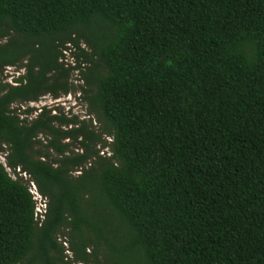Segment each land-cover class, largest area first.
I'll list each match as a JSON object with an SVG mask.
<instances>
[{"label": "trees", "instance_id": "16d2710c", "mask_svg": "<svg viewBox=\"0 0 264 264\" xmlns=\"http://www.w3.org/2000/svg\"><path fill=\"white\" fill-rule=\"evenodd\" d=\"M12 66L0 264H101L103 247L107 264H264V0H0ZM78 91L107 153L58 107H15Z\"/></svg>", "mask_w": 264, "mask_h": 264}, {"label": "rangeland", "instance_id": "374dc122", "mask_svg": "<svg viewBox=\"0 0 264 264\" xmlns=\"http://www.w3.org/2000/svg\"><path fill=\"white\" fill-rule=\"evenodd\" d=\"M73 56L74 55L70 53V50H68L66 52V57L64 61L66 63H69L70 61L73 60ZM25 62L26 61H24V63ZM25 73H26V69L23 66H12V67H8L5 70L4 74L0 75V79L4 80V82L14 83L16 78L24 75ZM72 80L75 84L79 83L76 73L73 74ZM78 95H79V91L77 93L73 92L71 95L61 96L59 99H54L51 95H48L46 97L41 98V100L38 102H35V103L33 102L30 104H23V106H21V104H17L15 107L20 106L22 110H25L28 107H34L38 109V112L40 111V108L44 105L52 106L55 108L58 107L60 108V111L59 110L57 111L61 115H64L68 118L77 117L79 122H81V120H84L85 126L88 130L95 131L96 133L101 134L102 141L98 142V148H100L102 152L107 153L108 144L106 142L107 141L110 142L111 140V137L108 135L109 127L104 122L100 121L97 118V116H95L94 114L90 112L87 103L81 97H78ZM36 114L37 113H34L31 116V118L34 117ZM79 125H82V124L79 123ZM48 137L51 138L50 135L46 136L42 134L40 136L43 143L48 142ZM64 142H68V139L64 140ZM74 150L81 152V149L79 146H74ZM53 155L56 156V153L53 152ZM0 160L3 162H6L5 157L3 155L0 156ZM10 173L12 174L14 178L20 176L19 175L20 172H17V171L15 172L12 169H10ZM78 173L79 172H75V174H78ZM23 176L25 179H28V177H26L24 174ZM37 202H38V209L40 210V207H42L44 200L40 199V200H37ZM69 233H70V227H64L62 229V232L59 235L58 241L63 245L64 254L68 255L69 258H73L74 254L69 247L70 240H71ZM89 251L92 252L93 247H89ZM99 258H100L101 264H107L104 247L99 250ZM84 264H88V263H84ZM90 264H96V263L92 262Z\"/></svg>", "mask_w": 264, "mask_h": 264}, {"label": "built area", "instance_id": "2783aa9c", "mask_svg": "<svg viewBox=\"0 0 264 264\" xmlns=\"http://www.w3.org/2000/svg\"><path fill=\"white\" fill-rule=\"evenodd\" d=\"M6 164V162H4ZM7 165V164H6ZM10 167H7V170L9 171L10 173ZM13 170V169H12ZM18 172H20V169L17 170ZM21 173V172H20ZM11 174V173H10ZM12 175V174H11ZM25 176L27 177V175L25 174ZM31 191L32 193L34 194L35 196V199L36 200H44V203L42 204V207H40V210L38 209V202H37V207H36V212H37V215L41 217V220L43 221L44 218H45V212H46V208H47V201L46 199L40 194V192L38 191L37 189V186L32 182L31 185Z\"/></svg>", "mask_w": 264, "mask_h": 264}]
</instances>
